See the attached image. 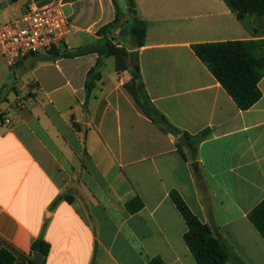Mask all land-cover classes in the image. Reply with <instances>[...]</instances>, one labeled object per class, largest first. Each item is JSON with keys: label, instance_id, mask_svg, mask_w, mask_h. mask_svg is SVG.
I'll use <instances>...</instances> for the list:
<instances>
[{"label": "crops", "instance_id": "obj_1", "mask_svg": "<svg viewBox=\"0 0 264 264\" xmlns=\"http://www.w3.org/2000/svg\"><path fill=\"white\" fill-rule=\"evenodd\" d=\"M114 1L0 0V25L30 6L60 3L74 51L101 39ZM116 2L126 13V0ZM135 2L147 24L136 52L152 104L191 136L209 132L196 159L203 181L178 137L139 107L126 88L131 71L117 70L115 58L103 61L87 96L96 54L30 55L14 67L0 55V250L29 264L32 244L43 239L45 264H197L170 197L176 191L229 247L227 264H264V238L248 218L264 200V77L261 99L243 111L193 51L254 37L223 0ZM137 199L143 208L130 212Z\"/></svg>", "mask_w": 264, "mask_h": 264}, {"label": "trees", "instance_id": "obj_2", "mask_svg": "<svg viewBox=\"0 0 264 264\" xmlns=\"http://www.w3.org/2000/svg\"><path fill=\"white\" fill-rule=\"evenodd\" d=\"M223 1L246 27H249L246 25V20H252L251 34L254 38L195 44L193 51L232 97L238 108L244 111L253 107L262 97L259 83L264 77V0ZM114 4L115 19L99 29L97 35L101 39L97 43L74 51L55 50L49 55L53 59H73L90 54L97 55L96 66L88 72L85 83L87 96L95 87L96 81L101 79L100 68L105 59L115 58L116 68L119 71L130 70L131 79L126 84L127 90L146 116L161 131L178 138L185 136L191 150H187L188 153L185 154L183 146L178 143L179 150L187 161L192 162L197 180L203 181L196 159L198 146L209 135V132L205 131L196 136H191L175 127L152 104L141 80L136 52V49L145 45L147 24L137 16L135 0H126V13L120 10L116 0ZM123 17H126V20L121 23ZM117 41L130 47L122 46ZM170 197L187 224L188 231L185 233L184 239L196 263L227 264L230 262L231 250L214 233L213 229L199 220L178 192L172 191ZM65 199L71 202L73 197L67 195ZM127 208L130 212H137L143 208V203L138 199L132 200L127 204ZM248 218L264 238V200L249 213ZM49 252L50 244L43 239H37L32 244L31 253L26 257V261L29 264H35L33 254L37 253L42 256L40 264H45ZM17 261L18 255L14 249L3 248L0 250V264H16ZM147 264L165 263L159 258H154Z\"/></svg>", "mask_w": 264, "mask_h": 264}, {"label": "built area", "instance_id": "obj_3", "mask_svg": "<svg viewBox=\"0 0 264 264\" xmlns=\"http://www.w3.org/2000/svg\"><path fill=\"white\" fill-rule=\"evenodd\" d=\"M74 28L60 3L28 7L21 16L0 25V55L9 67L30 55L67 50Z\"/></svg>", "mask_w": 264, "mask_h": 264}, {"label": "water", "instance_id": "obj_4", "mask_svg": "<svg viewBox=\"0 0 264 264\" xmlns=\"http://www.w3.org/2000/svg\"><path fill=\"white\" fill-rule=\"evenodd\" d=\"M178 142H179V143H180L185 149H187L188 151L191 150L190 145H189V143L187 142L185 136H180V137L178 138ZM33 257H34L35 264H40V263H41V261H42V256H41V255H39V254H37V253H34V254H33Z\"/></svg>", "mask_w": 264, "mask_h": 264}, {"label": "rangeland", "instance_id": "obj_5", "mask_svg": "<svg viewBox=\"0 0 264 264\" xmlns=\"http://www.w3.org/2000/svg\"><path fill=\"white\" fill-rule=\"evenodd\" d=\"M125 20H126L125 17H123V19L121 20V23H122V22H125ZM250 20H251V19H248L247 23H248V24L251 23V24L249 25V27H247V29H244V30H246V32H248L247 34H249V35H251V31H252L251 28H252V26H253V25H252V22H250ZM258 26H259V25H258ZM261 32L263 33V31H261ZM117 43H119L120 45L125 46V47H127V48L130 47L129 45L124 44V43L119 42V41H117ZM19 102H21V101L19 100ZM19 102H18V103H19ZM1 115H2V114H0V116H1ZM0 121H2V118H0Z\"/></svg>", "mask_w": 264, "mask_h": 264}]
</instances>
